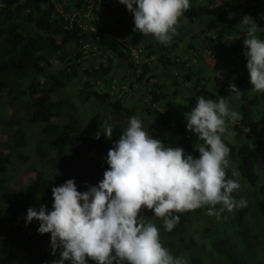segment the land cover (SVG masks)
Returning a JSON list of instances; mask_svg holds the SVG:
<instances>
[{
	"label": "trees",
	"instance_id": "1",
	"mask_svg": "<svg viewBox=\"0 0 264 264\" xmlns=\"http://www.w3.org/2000/svg\"><path fill=\"white\" fill-rule=\"evenodd\" d=\"M196 1L191 0V7L180 18L179 24L182 18L192 24H203V18H206V21L214 22L228 38L224 45L221 44L219 54L215 45L210 47L217 60L216 65H221L223 70L220 76L225 85L219 87L202 85L206 66L198 53L200 48H195V51L202 68H189L172 62L170 51L175 46L174 40L168 49L152 40L151 35L134 32V22L130 23L134 20L133 15L119 2L113 5L112 0H100L102 10L95 12L99 17L93 24L110 37L102 35L98 40L85 42V34L81 33L77 24L63 29L58 6L63 11H70L72 7L66 6L69 0H0V115L7 116L2 121L7 138L0 142V264H51L56 260L44 254L51 247V243L44 247L45 240L51 234H39L40 222L37 220L27 224V210L30 207L39 210L41 205H46L47 210L51 211L52 188L67 180H74L82 193L88 190L86 186L82 188L83 182H88L85 184L88 186H98L103 180L108 168L107 153L134 115L130 111L133 104L126 99V94L111 100L108 94H98L89 85L93 82L107 86L106 76L116 68L111 57L118 61L121 59L115 54L117 50L111 39L116 35L145 47L148 63L142 65L137 78V83L141 84L137 89L141 93V110L135 115L141 119L145 130L166 146L181 147L194 158L199 157L195 150L198 144L192 139L196 134L182 127L183 119L175 112V107L171 108L174 104L168 101L179 99L184 104L182 111L186 113L195 107L196 99L180 96V91L174 85L165 83L164 79L170 82L169 72L172 69L182 72L184 80L194 78L196 85L193 89L198 97L203 95L217 100L225 97L230 83H234L242 92L240 98L229 101L230 107L243 116L235 126L229 124V127H235L238 135H225L222 139L231 149L228 176L232 178V171L239 174L235 179L241 187L233 195L236 199L246 198L247 207L231 213L225 211L220 219L209 216L207 207L177 214L181 219L171 232L165 231L163 221L156 218L153 212L144 209L141 215L158 227L163 246L173 256L183 257L186 264H208L218 258L217 255L225 256L228 259L226 264H256L257 255L252 252V259L256 260L248 261L243 251L255 248L262 257L257 264H264V166L259 165L264 162V93L251 91L247 60L243 55L245 35L238 37L236 30L241 21L233 22L230 19L231 14L238 15V19L248 15L255 20L259 30L264 31V0H205L207 6ZM216 1L220 3L214 6ZM73 2L79 6L81 0ZM110 19L115 21L106 24ZM105 24L108 28L103 26ZM179 24L178 29L181 28ZM257 35L260 39L264 38V32L258 31ZM220 42L223 43V40L220 39ZM94 48L106 55L107 61L89 64L82 69V50ZM38 77L44 78L43 84ZM76 78L83 80L82 84L72 94L60 96ZM54 96H58L57 100H53ZM149 96L150 99H147ZM88 102L96 106L107 103L108 114L84 116L80 106ZM157 103L166 108L168 104L172 105L164 113L154 107ZM64 115L63 123L61 119ZM52 117L59 122H53ZM105 122L113 127L112 137L107 138L102 133L99 140L95 139L96 132ZM32 123L43 124L41 139L35 140L40 150L39 167L31 166L29 172L34 177L15 186L11 184L16 174L14 165L16 162H27L30 156L26 129ZM158 123L160 128L155 125ZM243 127L250 131L243 133ZM45 164L50 169L52 167L54 172L44 171ZM6 170L9 175L5 173ZM220 207L216 206L217 211ZM213 238L215 242H211ZM208 242L211 249L205 256L207 261L197 250L194 254L186 252H194L196 248L205 250ZM247 242V246L242 248L241 244ZM87 264L96 262L88 260Z\"/></svg>",
	"mask_w": 264,
	"mask_h": 264
},
{
	"label": "clouds",
	"instance_id": "2",
	"mask_svg": "<svg viewBox=\"0 0 264 264\" xmlns=\"http://www.w3.org/2000/svg\"><path fill=\"white\" fill-rule=\"evenodd\" d=\"M90 1L94 6L89 8L91 2H88L85 8H89L88 13L83 12L84 2L81 0L77 9L72 8L68 11L69 15H74L70 26L67 27L68 21L63 24V29H70L74 23L77 24L81 33L85 34V42L98 40L102 35L105 38L110 37L93 24L99 17L95 12L102 8L100 0ZM112 1L113 5L118 2L125 5L132 13L134 20L130 23L134 22V32L144 36L151 35L152 40L155 39L163 47H167V44L178 35L179 20L191 7V0ZM219 3H215L214 6ZM96 5L99 7L98 10L95 8ZM233 15L237 19L233 20ZM61 17L63 19L64 15L61 14ZM230 19L233 22L240 20L237 25L245 28L243 55L247 60L246 68L252 86L251 91L264 93V38L260 39L257 35L258 31L261 33L264 31L259 30L255 20L248 15L238 19V15L231 14ZM113 21L115 20L110 19L106 24ZM183 21L186 20L182 18L180 23ZM106 24L103 26L108 28ZM223 37V43L220 42L222 45L228 41L225 35ZM111 39L117 50L115 54L121 59L118 61L111 57L116 68L106 76L107 86L93 82L89 85L95 89L94 92L106 93L112 100L125 94L128 96L138 89L141 84L137 83V78L142 65L147 64L148 59L145 57L143 45L131 43L119 35L112 36ZM84 50L94 53L90 57L92 60L84 54L86 52ZM190 50L192 51V48H187V52L178 50L173 59L170 57L172 62L181 63L184 67H196L197 56ZM165 53L168 55L167 50ZM82 55L80 61L82 69L89 64L107 61V56L97 48L83 49ZM191 61L196 66H189ZM174 73L181 75H175L170 85H174L181 95L180 93L184 91L179 85L189 84L192 78L189 81L184 80L182 72ZM148 75L150 76L151 72ZM214 76L220 77V73L214 72ZM38 79L41 84L44 83L43 77ZM228 91L231 95L227 98L220 97L218 100L203 95L198 97L196 91L193 96H185L196 99L195 107L181 118L182 127L185 129L187 124L186 130L195 133L198 141L202 142L195 148L199 153L198 158L187 154L181 147L166 146L160 139L153 138L149 131L145 130L141 119L133 115L119 139L107 153L108 168L98 186L86 185L88 190L82 193L78 191L75 181L70 179L52 188L51 211L47 210L46 205H41L39 210L30 207L27 210L26 223L39 221L38 233L41 235L50 233V251L53 255L57 251L60 254V259L53 260L51 264H65L66 261L70 264H87L88 260L96 264H186L183 257L173 256L170 250L163 246L158 227L141 215L142 210L153 212L156 218L163 221L165 231L171 232L180 222L181 217L177 214L207 207L209 216L220 219L225 211L231 213L247 207L246 198L236 199L233 195L239 192L241 187L235 179L239 175L238 172L232 171V178H229L227 172L231 149L222 138L225 135L237 136L235 127H229V124L235 126L243 119L242 114L233 110L229 103V98L238 99L242 92L234 83L229 84ZM157 104L164 107L161 103ZM168 105V108L164 107L166 112L172 104ZM140 110L141 108L138 109ZM23 127L26 128V125ZM241 131L248 133L250 129L243 127ZM102 133L111 138L113 127L105 122L96 132L95 139L99 140ZM259 165L264 166V162ZM217 205L221 206L218 211ZM211 242H215V238ZM247 244L248 242L241 244V247L245 248ZM206 245L205 250L200 251L196 248L194 252H186L194 254L197 250L204 256V261H207L205 256L208 255L211 245L209 242ZM255 249L243 250L248 261L256 260L252 259V252L257 255V262L262 258ZM44 254L47 258L52 257L48 248ZM217 256L218 258L208 264L217 262L226 264L228 259L225 256Z\"/></svg>",
	"mask_w": 264,
	"mask_h": 264
},
{
	"label": "rangeland",
	"instance_id": "3",
	"mask_svg": "<svg viewBox=\"0 0 264 264\" xmlns=\"http://www.w3.org/2000/svg\"><path fill=\"white\" fill-rule=\"evenodd\" d=\"M204 1L205 0H197L196 3L205 4ZM83 2H84L82 5V8H84L83 12L88 13L89 8L93 7L94 5H92V2L90 0H83ZM88 2H91L89 4L90 7L85 9L88 6ZM205 5H207V4H205ZM66 6H70L73 9L78 8V6H75L73 0L72 1L69 0V3L66 4ZM58 8H59V10H58L59 14L64 15L63 24L65 25L66 21H68L67 27H69L70 24L72 23L73 19H74L73 18L74 15H69L68 10L66 12L61 10L60 6H58ZM95 8L97 10L99 9V7L97 5L95 6ZM101 10H102V8L100 9V11ZM203 19H204L203 21H205V22H203V24H198V23L192 24V23H189L187 21H183L182 24H180L181 28L178 29V35H176L173 38V40L175 42L174 43L175 46L173 47V50L170 52V57L173 59L175 57V54L178 53V50H180L181 52H185V51L187 52L188 47H191L192 51L190 50V52H193V54H195L197 56L195 48L196 49L200 48V49H198V53L202 57V60L204 61V65L206 66L205 73L203 75L204 79H203L202 85L204 87L205 86L208 87L209 85H210V87H213L214 85H215V87H219L220 85H225V84H224L221 76L215 78L214 72L220 73V75H221L223 70H222L221 65H219V66L216 65L217 60H216L215 55L213 54L212 50L210 49V47L215 45L214 48L217 50V52L219 54L221 49H222L220 47L221 43H219V40L222 39L223 35H222L221 30L215 26L214 22H208V21H206V18H203ZM235 19H237V18H236V16L233 15V20H235ZM236 30L238 33V35H237L238 37L244 36L246 34L244 27H240L237 25ZM169 44H167L168 49L170 47ZM216 44H218L217 48H216ZM84 51H86V52H84V54L86 56L88 55V58H90L91 56L94 55V53H90L88 50H84ZM90 60H92V59L90 58ZM189 66H196V64L193 61H191ZM197 66H200L198 68H202V65H200V64H197ZM172 71H174V70L172 69L169 72L170 82L172 81V79L175 75H177V76L181 75V74H177V73L175 74ZM206 78H208L209 82L206 81ZM82 81L83 80H81L80 78H76V79L72 80L68 86V89L66 91H62L59 95L63 96L64 94H67V93L72 94L74 89H76V87H78L79 85L82 84ZM164 81L167 82L166 79H164ZM170 82H167V83L170 84ZM192 85H196L194 78L191 81H189V84L187 83L183 86L179 85V88L180 89L182 88V91H184L180 94L183 96H188V95L193 96L195 91L193 90ZM227 92H226L224 98H227L229 95H231V93H227ZM140 97H141V93L137 92V90L128 94V96H126V99L128 101H131V103L133 104L132 106H130V111L134 115L137 113L138 109L141 108V103L139 101ZM57 98H58V96H54L53 100H57ZM148 98L149 97H147V99ZM230 99L231 98H229V101H230ZM112 100H114V99H112ZM168 101L174 103V106H172L171 108L175 107L174 110H175V112H177V114L179 116H181V117L185 116V113L182 111L184 104L181 103L179 99H177V100L169 99ZM154 107L157 110H160L161 112H164V113L166 112V108H164L160 104H155ZM167 107H169V105ZM80 111H82V114H84V116L89 117V116L95 115L96 113H98L99 116L108 114L109 110H108V104H105V105L101 104L98 106H94L92 104V102H88V103L81 104ZM7 114H9V110H7ZM135 116H137V115H135ZM65 118H66V116L64 115L61 119V122L64 123ZM6 119H7V116L0 115V142L3 141L5 138H7V136L4 134L6 132V129H4L5 125L2 122V121H5ZM52 121L56 122V123L59 122V120H57L55 117L52 118ZM155 125L157 128H160L159 123L155 124ZM42 126H43V124L36 123V124L28 125V128L26 129V132H27L26 134H27L28 139H29V145L27 146V152L30 156H29V159L26 163L23 164V163L16 162V164L14 165L16 174L14 175V178H13L11 184H15V186L18 185L19 183L25 181V180H26V182H28L32 179V177H34V174L29 172V169L31 166H34L35 168L39 167V160L40 159H38V156L40 154V150H38V147L35 145V140L41 139ZM185 127H186L185 130H186L187 124H185ZM161 129H163V128H161ZM192 139L197 144L202 143L201 141H198L197 136L195 138H192ZM2 151L6 152L4 149H2ZM93 153H94V151H92V154ZM89 155L90 154H88V156ZM44 163H46V162H44ZM49 167L50 166L46 165L45 168H43L44 171H47V172H51V170L54 171V169H52V167H51V169ZM55 170H57V169L55 168ZM5 173L7 175L10 174L9 171H7V170L5 171ZM89 179H91V177H89ZM0 185H2V184H0ZM81 186H82V188H85L86 185L82 184ZM20 215H18L19 218H20ZM50 243H51V240L46 239L44 242V246L50 245ZM50 250H51V247H48V251L53 258H55L56 260L60 259V254L58 251L56 252L55 255H53L52 251H50ZM66 262L68 264V261H66ZM66 262H65V264H66ZM214 264H221V263L217 262Z\"/></svg>",
	"mask_w": 264,
	"mask_h": 264
}]
</instances>
